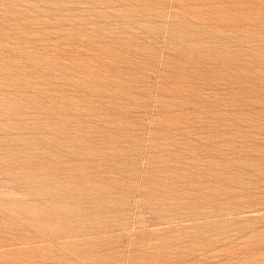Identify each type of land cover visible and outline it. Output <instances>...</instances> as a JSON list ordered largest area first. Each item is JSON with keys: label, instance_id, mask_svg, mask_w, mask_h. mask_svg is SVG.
I'll use <instances>...</instances> for the list:
<instances>
[{"label": "rangeland", "instance_id": "374dc122", "mask_svg": "<svg viewBox=\"0 0 264 264\" xmlns=\"http://www.w3.org/2000/svg\"><path fill=\"white\" fill-rule=\"evenodd\" d=\"M0 264H264V0H0Z\"/></svg>", "mask_w": 264, "mask_h": 264}]
</instances>
